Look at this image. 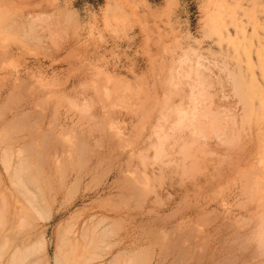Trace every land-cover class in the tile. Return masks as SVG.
I'll use <instances>...</instances> for the list:
<instances>
[{
  "label": "rangeland",
  "instance_id": "obj_1",
  "mask_svg": "<svg viewBox=\"0 0 264 264\" xmlns=\"http://www.w3.org/2000/svg\"><path fill=\"white\" fill-rule=\"evenodd\" d=\"M26 119L34 165L85 173L77 207L171 203L194 213L199 252L228 238V261L264 264V0H0V137Z\"/></svg>",
  "mask_w": 264,
  "mask_h": 264
},
{
  "label": "bare ground",
  "instance_id": "obj_2",
  "mask_svg": "<svg viewBox=\"0 0 264 264\" xmlns=\"http://www.w3.org/2000/svg\"><path fill=\"white\" fill-rule=\"evenodd\" d=\"M235 109L234 106L233 110ZM200 121L197 126L190 124L194 128L198 124L199 127L201 124L205 126ZM12 124L11 120L4 123L7 128ZM214 125L218 126V123H211L209 127L213 129ZM187 127L189 128V124ZM234 128L235 126L225 122L219 128L220 131H215L224 133V130H229L234 133ZM25 130L28 135L14 139L0 137L3 149L0 156V264H233L224 254L232 247L228 238L223 241L220 249L212 247L210 251H207L208 248L205 252H199L194 213L163 207H168L171 203L163 204L161 201L146 200L145 196L128 193L118 197L107 195L103 199L95 198L90 202L91 205H96L92 208L77 207V202L89 200L84 192L75 193V184L85 173L78 168L71 175H65L58 163L49 167L46 175L41 164L55 163V158L52 159L55 154L49 153L50 156L40 158L39 164L34 165L31 160L34 154L31 153V145L35 138L32 137L29 119L22 122L20 131ZM199 130L202 132L205 128ZM199 135L196 137L203 136ZM45 137L47 139L46 135ZM232 138L231 134L228 140ZM40 139L43 143L46 142L44 136ZM2 143H5L4 148ZM84 147H78L79 164L85 154ZM103 158L100 160L96 157L93 160L91 166L94 170L101 165ZM53 170L56 176L51 173ZM72 190L75 194H70ZM249 238L250 236L246 239Z\"/></svg>",
  "mask_w": 264,
  "mask_h": 264
}]
</instances>
